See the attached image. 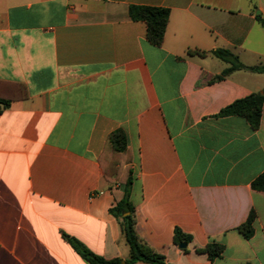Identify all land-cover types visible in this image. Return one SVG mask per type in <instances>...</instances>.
I'll return each mask as SVG.
<instances>
[{"label":"crops","instance_id":"crops-1","mask_svg":"<svg viewBox=\"0 0 264 264\" xmlns=\"http://www.w3.org/2000/svg\"><path fill=\"white\" fill-rule=\"evenodd\" d=\"M131 6L165 8L160 47ZM264 0H0V264H86L62 238L126 264L100 169L121 129L135 231L164 264H264V104L258 129L215 117L261 93ZM188 52H198L188 54ZM253 211V235L237 228ZM190 237L184 249L173 232ZM224 247L209 261V243Z\"/></svg>","mask_w":264,"mask_h":264},{"label":"trees","instance_id":"trees-1","mask_svg":"<svg viewBox=\"0 0 264 264\" xmlns=\"http://www.w3.org/2000/svg\"><path fill=\"white\" fill-rule=\"evenodd\" d=\"M128 15L132 21L142 22L145 25V39L154 46L160 47L163 42L164 32L168 22L169 11L165 8L147 6H131ZM262 25L264 23L260 21ZM198 52H188V54ZM216 59L226 63L228 67L216 77V80L227 77L234 71L246 70L251 73L264 74V66L244 67L228 50L218 49L210 52ZM9 101L0 99V105L6 107ZM264 104V88L261 93L251 94L243 99L236 100L223 108L215 117L237 116L246 120L251 129L256 130L260 124L261 109ZM132 154L127 145L125 133L117 129L110 133L105 141L103 152L98 158V163L108 190L113 197L114 204L109 209V214L117 221L120 234L128 247V259L126 264H164L163 257L152 252L138 238L135 231L134 208L130 201V193L133 184V171L131 168ZM251 189L264 192V172L256 177L251 183ZM255 214L249 213L245 222L237 231L244 239H250L253 235V222ZM62 238L71 246L78 256L86 264H120L119 259L106 260L93 254L82 243L62 233ZM190 242V237L180 230L173 232V244ZM224 247L218 243H209L199 250L207 256L209 261L219 258Z\"/></svg>","mask_w":264,"mask_h":264},{"label":"water","instance_id":"water-1","mask_svg":"<svg viewBox=\"0 0 264 264\" xmlns=\"http://www.w3.org/2000/svg\"><path fill=\"white\" fill-rule=\"evenodd\" d=\"M185 247H186L185 244H179V245H178V249H184Z\"/></svg>","mask_w":264,"mask_h":264},{"label":"rangeland","instance_id":"rangeland-1","mask_svg":"<svg viewBox=\"0 0 264 264\" xmlns=\"http://www.w3.org/2000/svg\"><path fill=\"white\" fill-rule=\"evenodd\" d=\"M263 79H264V75H263Z\"/></svg>","mask_w":264,"mask_h":264}]
</instances>
